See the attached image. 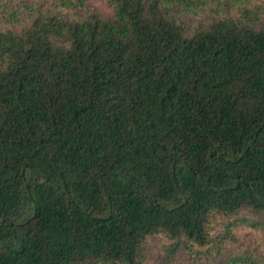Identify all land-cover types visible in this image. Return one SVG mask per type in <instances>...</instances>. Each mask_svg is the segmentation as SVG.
<instances>
[{"label":"trees","instance_id":"obj_1","mask_svg":"<svg viewBox=\"0 0 264 264\" xmlns=\"http://www.w3.org/2000/svg\"><path fill=\"white\" fill-rule=\"evenodd\" d=\"M0 264H264V0H0Z\"/></svg>","mask_w":264,"mask_h":264},{"label":"rangeland","instance_id":"obj_2","mask_svg":"<svg viewBox=\"0 0 264 264\" xmlns=\"http://www.w3.org/2000/svg\"><path fill=\"white\" fill-rule=\"evenodd\" d=\"M238 240L237 242L231 244V247H238L241 243H243V246L241 248H251V249H257V242L252 241L251 239V231L245 228H241L237 231Z\"/></svg>","mask_w":264,"mask_h":264}]
</instances>
